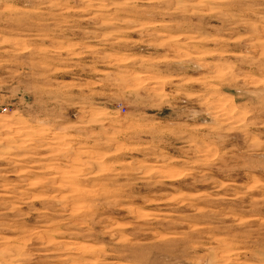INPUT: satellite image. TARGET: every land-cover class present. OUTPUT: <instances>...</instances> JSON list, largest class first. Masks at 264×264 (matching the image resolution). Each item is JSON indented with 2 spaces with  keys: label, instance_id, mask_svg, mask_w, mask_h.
Instances as JSON below:
<instances>
[{
  "label": "clouds",
  "instance_id": "1",
  "mask_svg": "<svg viewBox=\"0 0 264 264\" xmlns=\"http://www.w3.org/2000/svg\"><path fill=\"white\" fill-rule=\"evenodd\" d=\"M0 264H264V0H0Z\"/></svg>",
  "mask_w": 264,
  "mask_h": 264
}]
</instances>
